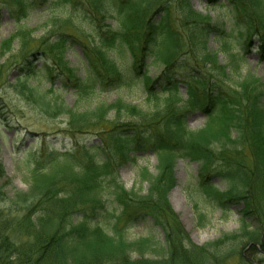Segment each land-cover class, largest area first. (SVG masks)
<instances>
[{
    "label": "trees",
    "instance_id": "obj_1",
    "mask_svg": "<svg viewBox=\"0 0 264 264\" xmlns=\"http://www.w3.org/2000/svg\"><path fill=\"white\" fill-rule=\"evenodd\" d=\"M206 1L209 6L223 4ZM0 3L18 25L0 45L6 56L19 43L24 65L17 67L16 89L42 114L64 115L69 132L98 137L97 142L84 138L62 147L41 138L42 150L27 148L38 154L29 167L28 190L13 196L1 183L6 171L0 164V198L15 208L0 212V264H226L238 252L228 251L230 241L239 238L248 242L250 257L242 250L238 264H264V88L254 76L233 83L227 65L220 64L218 54L210 50L213 35L228 34L224 23L196 10L190 0ZM228 3L241 49L248 50L257 39L264 59V0ZM40 4L53 9L52 23L36 39L23 21ZM80 19L89 22L91 33L77 25ZM31 43L38 45L33 49ZM76 45L89 77L65 56L67 48ZM223 47L230 49L227 42ZM40 52L51 62L38 67L31 57ZM117 54L128 56L127 68L120 66L123 56ZM4 64L0 61V72ZM156 64L163 71L153 75L151 67ZM185 67L189 71H177ZM41 68L48 89L32 80ZM136 84L151 103L147 110L122 100L92 102L97 95ZM61 87L72 89L78 101L86 102L76 108L54 99L51 95ZM1 98L0 116L8 108ZM126 111L132 117H125ZM199 111L207 121L192 130L189 116ZM2 125L14 128L0 117ZM16 138L18 142L20 137ZM148 151L158 161L155 173L147 167L139 170L148 189H128L121 166L136 164L139 152ZM180 158L198 163L197 191L206 201L223 211L241 204L240 232L203 245L190 239L169 202ZM216 178L227 181V189L221 190ZM146 221L163 231L165 256L132 257L135 246L144 249L151 242L149 238L129 241L126 231Z\"/></svg>",
    "mask_w": 264,
    "mask_h": 264
},
{
    "label": "rangeland",
    "instance_id": "obj_2",
    "mask_svg": "<svg viewBox=\"0 0 264 264\" xmlns=\"http://www.w3.org/2000/svg\"><path fill=\"white\" fill-rule=\"evenodd\" d=\"M193 7L204 13L209 14L215 22L224 23L225 30L228 34L213 35L209 42V47L212 52L218 54L220 64L227 65L226 70L231 73L232 82H236L247 76H254L260 79L264 88V59L262 58V51L260 43L254 39L252 46L247 49H241L240 35L237 30L232 29V17L229 12V0H221L222 5L209 6L206 0H190ZM46 6L37 5L31 12L29 17L23 21V25L34 31L33 35L36 39L44 36L51 27L52 21L50 14L53 9H46ZM232 11V10H231ZM55 13L59 14L60 9H55ZM59 15H62L61 13ZM77 25L85 33H91V26L86 20L76 21ZM18 28L13 18L10 17L7 8L0 3V45L3 40L14 34ZM227 42L230 49H225L223 43ZM37 43H31L30 48L35 49ZM32 50V49H31ZM31 59L37 63L38 67L44 65L46 62H51L48 55L41 54ZM232 55H235L233 59ZM14 56V57H13ZM22 52L19 50V43L14 45V50L11 53L2 55L0 46V61L4 64V68L0 72V97L4 100L8 108L2 109L1 119H7L11 122L14 128H6L4 125L0 126V164L3 165L6 175L1 181L2 185H6L9 191V196H13L19 191H27L30 185L28 178L29 167L31 162L38 156L34 154L35 151L42 150L40 139L46 137L49 141L62 147L67 142L74 140H81L89 138L93 142L98 141V137L94 133L73 134L68 131L65 116L61 115L58 118L46 116L40 112L36 105L22 96L18 88L16 89V76L18 69L22 63ZM67 60L73 67H76L81 75L89 77L90 73L86 68L82 51L79 46L67 48L65 52ZM123 56L119 59V64L122 68H127L129 65L128 56ZM39 59V60H37ZM37 60V61H36ZM182 69V70H181ZM179 68L177 71H189L187 67ZM36 77L32 79L39 86L45 89L49 88V84L42 80V73L45 69L37 70ZM153 75L163 71V66L160 64L151 67ZM185 74V72H182ZM60 85V80L56 81ZM15 85V86H14ZM181 94H185V88L182 85ZM54 99L62 101L71 107L80 108L86 100L78 101L72 89L61 87L54 95ZM122 100L125 103L135 105L139 109L147 110L151 104L146 98L143 87L139 84L131 87H122L118 90H110L106 93L95 96L92 102L113 103ZM125 117L129 116L126 111ZM112 115V114H111ZM135 119V118H134ZM207 121L206 116L202 112H195L189 116L188 127L192 130L200 129ZM29 133L33 134L29 136ZM20 137L17 142V138ZM36 143L32 145V143ZM29 149H33L30 152ZM37 153V152H36ZM136 164H124L120 168V175L122 181L128 189L135 188L141 192H145L149 185L147 181L140 178V168L147 167L151 173H155L157 169V157L151 151L144 154L139 152ZM177 185L169 194V202L175 212L179 215L180 221L189 234L190 239L198 244L203 245L214 241L225 235L240 232L242 226L241 204H233L227 210H221L212 205L197 191V182L199 179V165L195 161L180 158L175 167ZM218 187L225 190L228 187L227 181L219 178L215 179ZM6 209H15L10 201L0 198V212H6ZM16 211L12 212L14 215ZM200 214L204 215L201 219ZM129 241H137L142 238H149L150 244L144 249L135 246L132 249L131 255L133 258L144 256L146 258H160L166 255L165 237L163 231L154 226L152 221L140 222L131 226L125 234ZM247 241L240 238L235 241H230L229 252L238 250L229 259L226 264H238L240 253L244 250V254L250 257L249 246Z\"/></svg>",
    "mask_w": 264,
    "mask_h": 264
}]
</instances>
